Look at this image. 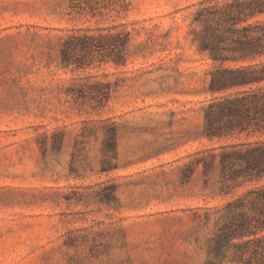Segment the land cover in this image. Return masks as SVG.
<instances>
[{
	"label": "rangeland",
	"instance_id": "374dc122",
	"mask_svg": "<svg viewBox=\"0 0 264 264\" xmlns=\"http://www.w3.org/2000/svg\"><path fill=\"white\" fill-rule=\"evenodd\" d=\"M128 1L104 20L70 19L68 0H0V264H260L212 250L240 212L227 203L256 185L222 197L216 175L182 181L193 153L223 143L201 135L213 65L192 17L211 0ZM111 25L131 36L124 65L58 66L66 33ZM78 82L110 83L107 106L75 103Z\"/></svg>",
	"mask_w": 264,
	"mask_h": 264
},
{
	"label": "trees",
	"instance_id": "16d2710c",
	"mask_svg": "<svg viewBox=\"0 0 264 264\" xmlns=\"http://www.w3.org/2000/svg\"><path fill=\"white\" fill-rule=\"evenodd\" d=\"M129 6L128 0H68L67 15L107 20L111 14H126ZM192 22L200 28L195 39L198 49L213 65L206 88L211 100L202 107L201 135L223 143L193 153L182 181L199 171L203 185L209 187L216 175L214 183L222 197L244 184L256 185L227 203L240 212L223 226L212 250L218 255L227 245L235 249L233 260L251 254L264 264V0H211L195 10ZM130 44V33L114 25L66 33L60 41L58 66L79 72L108 63L124 65ZM111 93L107 82H78L67 90L75 103L93 111L105 108ZM103 133L104 150L113 152L115 125L105 126ZM42 140L46 151L47 136ZM243 239L241 244L233 242Z\"/></svg>",
	"mask_w": 264,
	"mask_h": 264
}]
</instances>
